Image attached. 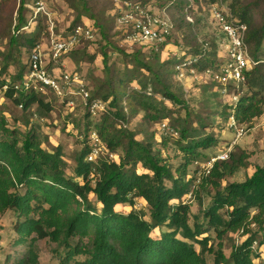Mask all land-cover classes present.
Wrapping results in <instances>:
<instances>
[{
	"label": "trees",
	"instance_id": "obj_1",
	"mask_svg": "<svg viewBox=\"0 0 264 264\" xmlns=\"http://www.w3.org/2000/svg\"><path fill=\"white\" fill-rule=\"evenodd\" d=\"M38 1L41 0L31 3L20 0L17 23L9 37L8 50L0 51L4 60L0 69V90L8 84V89L4 91L8 99L22 104L25 110L37 104L38 110L47 112L52 110V104L45 100L46 93L14 88L23 81L28 68V61H21L22 48H26L25 44L33 48L38 38V33L25 39L20 35L27 26L24 11L29 8L28 5ZM66 1L77 12L75 26L81 24L82 18L88 19L107 40L102 50L104 75L90 91L91 99L107 101L110 110L107 114L94 117L80 102L86 121L82 127L73 123L80 134L85 135L86 145L77 159L75 176L67 174L61 147L53 152L47 150L36 130L23 132L10 128L6 116L0 113V218L8 210H14L17 221L13 229L19 235V240L30 243L27 252L17 259H12L13 254L8 255L7 260H12L13 264H40L35 242L48 238L65 249L62 260L65 264L72 261L74 264H207L203 248L214 254V264H263L259 261V254L251 248L257 239L250 227L256 224L264 231V166H258L244 181L223 185L224 179L247 165L245 154L237 155L230 151L229 158L216 161L209 174L202 172L196 162H202L200 158L204 156V151L218 146L219 139L206 133L207 126L200 120V127L192 124L190 103L169 87L167 77L169 74L177 75L175 66L179 57L174 59L171 71V60L146 61L137 49L139 54H133V57L140 66L139 71L145 70L147 77L139 79L134 71L129 77L115 76L106 48L124 53L125 44L120 43L122 31H114L116 37L113 38L119 40L118 47L110 39L107 27L91 12L85 0ZM135 1L146 5L151 3ZM188 1L186 11L193 6V0ZM220 1L248 26L246 43L256 64L245 72V80L241 83L248 92L239 94L235 105L229 102L225 112L228 119L234 110L239 124H249L264 114V59L260 57L264 43V3L263 9L254 0H206V3L210 9ZM174 3L175 0H170L167 8ZM257 11L260 17L256 22ZM116 12L117 7L113 10L117 28ZM39 16L46 19L42 14L37 18ZM198 22L199 19H196L187 24L194 26ZM219 34L221 37L213 41L200 39L199 47L193 53L184 51L180 58L197 57L199 61L194 68L199 74L205 73L207 67L217 70L225 61L220 55V43L225 36L220 31ZM167 42L150 46L159 47ZM70 55L78 65L82 61L93 62L96 58V54L90 53L86 47L74 49ZM13 63L17 66V72L9 74L11 78H8L6 75ZM133 80L139 83L138 88L130 86ZM210 84L214 91L222 95L219 83L211 80ZM149 88L153 95L147 93ZM67 100L65 98L64 102ZM181 108H185L186 116L174 118L173 114ZM139 114L146 121L160 124L165 120L170 123L171 119L180 121V150L184 153L185 163L177 167L179 175L174 174L167 159L157 149L154 133L145 132L144 138L138 139L137 133L129 129L131 119ZM92 130L98 132L105 148L119 160L101 157L97 162L88 161ZM161 143L165 146L166 139ZM193 162L196 167L194 173L202 174L196 178L198 183L195 188L201 186V189L208 190L211 186L216 192L211 203L202 211L203 221L196 215L195 223L191 224V205L183 197L196 191L189 186V181L194 177H189L187 171ZM167 182H171V185ZM90 194H94L102 204L101 209L90 199ZM137 198L146 201L149 218L146 217L147 213L135 207ZM119 206H129L130 209L119 210ZM253 210L255 214H252ZM155 230L157 233H154ZM210 230H214L219 239L217 248L209 245ZM240 230L243 236L248 237L242 239L227 256L223 248L224 237ZM259 242L263 244L264 238ZM195 244H199L202 250L198 251ZM78 255L85 258L76 259Z\"/></svg>",
	"mask_w": 264,
	"mask_h": 264
},
{
	"label": "rangeland",
	"instance_id": "obj_2",
	"mask_svg": "<svg viewBox=\"0 0 264 264\" xmlns=\"http://www.w3.org/2000/svg\"><path fill=\"white\" fill-rule=\"evenodd\" d=\"M37 0H28V2H34ZM45 3L47 9L51 12L52 17L56 23V31L63 35H67L75 27L74 20L77 12L74 11L66 0H41ZM100 22H102L108 30L109 37L113 41L115 36L114 31H118L119 28L115 27L113 20V10L115 7H119L126 0H85ZM133 1V0H131ZM151 2L150 8L155 12L166 9L167 13L175 21V26L172 34L167 38V43L162 46L139 45L129 44L124 42L123 36L120 43L125 44L126 50L124 53L112 48H106L109 55V63L113 65V73L115 76L129 77L131 72H137L136 77L139 79H145L147 72L143 70L140 72V66L135 61L133 54H136L137 49L140 52L141 58L146 61L157 62L158 59H169L172 64L169 66L171 71L173 69V62L176 57L182 55L184 51L187 53H193L195 49L199 47L200 39H209L213 41L214 38L221 37L219 34L218 26L211 21L209 15V6L206 0H193V6L188 11L185 10L188 0H175L174 4H171L169 8L166 5L170 3V0H146ZM253 1V0H249ZM261 4L263 9L264 0H254ZM20 0H0V51L8 50V41L11 34L14 32V27L18 18V7ZM187 12L191 16L192 21L199 19L198 24L189 26L187 23L192 21L187 19ZM25 18L27 20V26L22 30L21 34L23 39L30 36L33 33H38V38L35 42L36 45H42V48L46 49V52L50 51L51 45L49 44V31L48 23L45 18H33V13L28 8L24 11ZM186 16V19H185ZM38 17V16H37ZM259 11L256 12L255 20L259 21ZM37 19V20H36ZM81 24L91 25L88 19H83ZM98 27V26H96ZM115 27V28H114ZM119 34V33H118ZM116 37V36H115ZM116 45L120 47L119 40L115 38ZM107 40L103 37L100 30L96 29L94 40H86L81 43L76 49H86L90 53H95L96 58L93 62L82 61L76 64L70 52L64 54L61 58L62 68L72 73H79L82 75L88 83L91 91L96 87L97 81L102 79L104 75V60L102 50L106 45ZM25 44V42H24ZM26 48H22L23 56L21 58L22 63L28 61L30 50L32 46L25 44ZM34 48V47H33ZM32 48V49H33ZM105 49V50H106ZM32 51V50H31ZM145 51V52H144ZM139 54V53H137ZM220 55L225 59L226 53L220 52ZM260 57L264 59V43ZM78 58V57H77ZM4 63L3 56L0 55V69ZM53 68V64H51ZM61 66V65H60ZM17 66L13 63L9 66L8 78L17 72ZM59 72V71H58ZM186 79L180 81L174 74H169L167 81L170 89L175 93L182 95L190 103L191 109V122L192 124L200 127L199 120L204 123L205 131L215 137H218V146H212L210 149L204 151V156L200 158L202 163L207 161L209 157L220 153L222 150H230L237 155L245 154L246 166L241 167L236 173L228 176L222 181L223 185L231 182H241L247 177L251 176L258 166H264V114L255 118L249 124H242L246 129L245 133L241 136H237L236 129L229 126L227 119L226 105L232 99V95L237 91L241 94H246L248 89L242 87H232L228 94L220 95L213 90V86L210 84L212 77L209 74H204L199 77H195L194 74L186 71ZM10 74V75H9ZM203 74V73H202ZM214 81V80H213ZM209 83V84H208ZM131 87H139V83L133 80L130 83ZM127 90H129L127 88ZM131 90V89H130ZM5 89L0 90V113L2 112L8 122L10 128L20 129L21 131H27L34 129L42 141V145L49 151H56L58 147H61L64 159L66 161V171L70 176H75V168L77 165V159L83 152L86 140L85 135L80 134L75 124L81 127L85 123L84 118L85 111L80 107V100L75 98V106L71 107L64 102L62 98L56 97L53 93H48L45 97L46 101H50L52 104L51 111H45L44 109L38 110V105L34 104L28 110L21 107L19 104L14 103L11 99L5 96ZM160 98V95H156ZM171 105V103H168ZM176 111V110H175ZM186 116L185 108L176 111L173 114L174 118L182 119ZM177 118V119H178ZM29 123H26V121ZM169 125L171 129L164 130L160 123L149 122L142 118V115H136L131 119L129 126L130 130L137 133V138L142 139L145 136V132L154 133L156 147L159 149L164 158L167 159L172 167L174 174L177 176V167L185 163L184 153L180 150V121L174 119L170 120ZM250 126V127H249ZM166 139L165 146L161 141ZM184 142V141H183ZM104 147L106 145L104 144ZM113 153L107 149H103V152L99 154L97 161L102 158L119 160L112 156ZM96 161V162H97ZM95 162V163H96ZM194 162L191 163L187 171L190 173L189 177H194L189 181L191 189H196L193 195L189 192L183 199L191 205L190 223L193 224L196 221L195 216L199 215L200 220L203 221L204 216L202 211L206 208L212 200V196L215 194V189L211 186L208 190L201 189V186L195 185L198 183V179L202 174L194 173ZM141 171V168L138 167ZM203 178V177H202ZM170 186L171 182H167ZM90 199L97 205L98 209H101L102 204L99 203L94 194H90ZM175 202V201H174ZM137 209L143 210L147 213L149 218V210L146 201L137 198ZM119 210L128 211L129 206H119ZM255 214V210L252 211ZM17 221V213L10 209L0 218V264H13L12 260H7L8 255L13 254L12 259H17L22 253L27 252L30 243L19 240V235L13 229V224ZM252 231L255 233V239L258 241L263 240L264 231L259 229L258 225L252 224ZM154 233H157L156 230ZM211 235L209 245H213L217 248L219 239L216 236L214 230L208 232ZM206 235V234H205ZM245 237V238H244ZM248 236L242 234V230L239 232H231L224 237V252L227 256H230L234 247L239 245L242 239H246ZM29 240V239H28ZM20 241V242H19ZM36 249L39 256L40 264H65L62 262L64 258L65 249L59 246L57 243L50 241L48 238L39 239L35 242ZM198 251L202 250L199 244H195ZM204 257L207 260V264H214V254L210 253L207 248H203ZM85 256L78 255L76 259H84ZM264 264V258L259 260ZM67 264H74L70 262Z\"/></svg>",
	"mask_w": 264,
	"mask_h": 264
},
{
	"label": "built area",
	"instance_id": "obj_3",
	"mask_svg": "<svg viewBox=\"0 0 264 264\" xmlns=\"http://www.w3.org/2000/svg\"><path fill=\"white\" fill-rule=\"evenodd\" d=\"M28 7L32 10L34 19L39 14L46 17L51 47L50 51L46 52L42 45L34 46L28 58V68L24 79L14 86L15 90L24 88L28 91L53 93L63 100L67 98L66 104L71 107L75 106V98H78L94 117L109 113V103L98 98L91 99V91L85 78L79 73L63 69L61 63L62 56L76 49L82 40H94L96 29L89 24H79L67 35H63L56 31V23L43 1L30 4ZM209 12L213 22L218 26V30L225 36L220 43V52L224 51L227 56L225 61L217 70L207 67L205 73L199 74L194 68L199 59L190 56L181 59L180 55L175 66L176 77L183 81L186 79V71L194 74L196 78L209 74L215 82L221 85L222 94H228L232 87H239L244 82L245 72L251 70L256 64L246 43L248 26L237 19L231 8L222 1L214 3ZM187 19L192 21L190 15H187ZM116 25L123 33L124 42L139 45H155L165 42L175 26L166 9L155 12L149 5L135 0H126L117 7ZM204 47L206 48L207 45L205 44ZM51 64H53V68H51ZM8 86L5 84L3 89H8ZM147 93L153 95L152 89L149 88ZM239 94L240 92L237 91L232 95L231 104L235 105L238 102ZM20 106L23 107L22 104ZM228 122L231 128L236 129L238 137L245 133L246 129L235 119L234 110H232ZM122 124L127 126L124 122ZM160 126L164 130L171 129L167 120L163 121ZM89 146L88 161H97L105 147L100 135L95 130L90 131ZM229 153L230 150H222L204 163L196 162V164L201 167L202 172L205 171L206 174H209L214 163L218 160H227ZM112 156L114 157V154ZM251 248L259 254V258H264V243L260 244L258 240H254Z\"/></svg>",
	"mask_w": 264,
	"mask_h": 264
}]
</instances>
